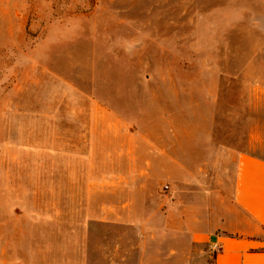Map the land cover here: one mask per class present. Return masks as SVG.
Segmentation results:
<instances>
[{"label":"rangeland","instance_id":"rangeland-1","mask_svg":"<svg viewBox=\"0 0 264 264\" xmlns=\"http://www.w3.org/2000/svg\"><path fill=\"white\" fill-rule=\"evenodd\" d=\"M195 93L217 97L196 109ZM99 105L127 120L166 115L200 149L209 135L264 160V0H0V264H83L85 250L99 261L131 237L87 226L119 197L83 193ZM219 161L212 190L234 166ZM143 238L164 264H212L206 245L185 259L182 242Z\"/></svg>","mask_w":264,"mask_h":264},{"label":"crops","instance_id":"crops-1","mask_svg":"<svg viewBox=\"0 0 264 264\" xmlns=\"http://www.w3.org/2000/svg\"><path fill=\"white\" fill-rule=\"evenodd\" d=\"M195 94L197 100L190 107L196 109L209 104L200 97L211 102L217 97ZM203 126L211 128L209 123ZM184 129L173 128L166 115L151 120L147 112L138 120H127L107 106L92 109L88 149L82 154L88 167L83 193L119 197L114 204L103 201L99 208L106 216H90L87 226H116L131 229L132 234L116 235L123 246L100 249L99 261L95 252L85 250L83 264H151L150 257L161 258L159 264H164L163 251L149 250L146 243L141 246L145 235L151 243L182 242L185 252L179 257L185 259L189 246L206 245L212 264H264V160L221 149L209 135L200 149L192 140L189 143ZM223 156L231 157L233 170L228 180L218 174L212 190L207 186L209 169L220 165ZM86 199L91 210V199ZM113 210L117 216L108 217ZM170 254L168 258L176 257Z\"/></svg>","mask_w":264,"mask_h":264},{"label":"built area","instance_id":"built-area-1","mask_svg":"<svg viewBox=\"0 0 264 264\" xmlns=\"http://www.w3.org/2000/svg\"><path fill=\"white\" fill-rule=\"evenodd\" d=\"M166 189H168V187H166Z\"/></svg>","mask_w":264,"mask_h":264}]
</instances>
